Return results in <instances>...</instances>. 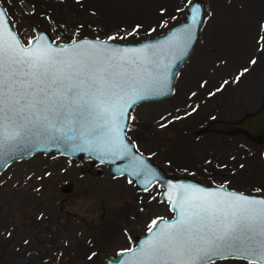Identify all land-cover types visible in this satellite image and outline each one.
Here are the masks:
<instances>
[{
    "label": "rangeland",
    "instance_id": "rangeland-1",
    "mask_svg": "<svg viewBox=\"0 0 264 264\" xmlns=\"http://www.w3.org/2000/svg\"><path fill=\"white\" fill-rule=\"evenodd\" d=\"M188 1L0 0L23 42L39 27L54 42L83 35L137 40L178 22ZM205 1L197 41L173 92L138 103L127 134L166 171L197 164L202 172L222 175L214 181L225 186L264 193V142L197 131L210 118L236 119L258 106L264 93V0ZM171 3L173 13L162 22L166 14L159 5ZM101 167L98 176L80 174L74 162L52 151L7 165L0 173V264H101L129 247L155 217L170 215L156 188L138 191ZM67 181L70 191L57 188ZM216 264L249 263L230 258Z\"/></svg>",
    "mask_w": 264,
    "mask_h": 264
},
{
    "label": "snow or ice",
    "instance_id": "snow-or-ice-1",
    "mask_svg": "<svg viewBox=\"0 0 264 264\" xmlns=\"http://www.w3.org/2000/svg\"><path fill=\"white\" fill-rule=\"evenodd\" d=\"M199 14L194 7V24ZM192 36L187 29L183 42ZM79 44L74 41L76 50L67 54L32 46L31 39L26 47L0 15V147L29 134L59 140L64 133L86 130V143L96 140L101 151L114 155L126 152L115 128L125 114L123 108L117 111L118 101L133 82L114 57L104 56L92 42L87 49ZM153 80L166 86L161 73ZM182 191L180 219L145 242L138 264H216L230 258L264 264V200L227 192L221 196L195 186ZM156 224L153 220L149 231Z\"/></svg>",
    "mask_w": 264,
    "mask_h": 264
},
{
    "label": "water",
    "instance_id": "water-1",
    "mask_svg": "<svg viewBox=\"0 0 264 264\" xmlns=\"http://www.w3.org/2000/svg\"><path fill=\"white\" fill-rule=\"evenodd\" d=\"M197 6L200 8V22L194 24L192 9ZM205 8V0H191V3L188 1L185 13L178 22L159 33L137 40H113L83 35L68 41L55 43L51 33L43 27L36 29L33 35L23 42L17 35L0 2V15L8 24V30L22 45L29 46L28 41L31 39L33 41L32 46H51L55 50L64 49L65 54H67L76 50L74 41L80 42L79 47L82 49H87L89 42H92L95 44V48L104 56H112L117 63L123 65L125 75L131 78L133 82L132 87L118 101L117 111H119V108H123L125 113L118 117L120 127L115 128L113 126L120 140L127 146L126 152H121L120 155L101 151L96 140H90L86 143V130L84 132L74 131L71 134L64 133L59 140L53 137L29 134L18 143L9 141L3 143V147H0V173L13 161L26 158L37 152L52 151L67 157L68 161L74 162V166L80 174L87 173L98 176L102 173L101 166L103 165L107 169L108 175L113 177L124 176L127 181H131L136 190H145L156 184L158 189L157 199L168 203L171 215L153 219L157 221V224L152 226L151 231H149V225L142 234H136L132 237L129 247L121 248L115 253L105 256L101 264H138V256L145 242L159 235L166 225L180 219V202L185 195L182 191L184 187L195 186L212 192H219L221 196L227 192L242 194L256 201L264 200V194L261 193L238 190L219 183H207L188 175L168 173L162 165L153 161L148 154L138 150L134 141L127 134L129 119L133 108L138 103L160 101L173 92L177 72L189 57L197 41L204 20ZM189 28L192 29L193 36L185 44L183 33ZM156 73H161L167 81L166 86L163 88L153 80ZM197 131L240 133L253 142H264V93L261 95L256 108L243 113L236 119L211 118L202 124ZM72 137L76 138L73 139ZM57 188L64 192L70 191L72 182L59 183ZM244 261L248 262L247 260ZM252 264H257V261L253 260Z\"/></svg>",
    "mask_w": 264,
    "mask_h": 264
},
{
    "label": "flooded vegetation",
    "instance_id": "flooded-vegetation-1",
    "mask_svg": "<svg viewBox=\"0 0 264 264\" xmlns=\"http://www.w3.org/2000/svg\"><path fill=\"white\" fill-rule=\"evenodd\" d=\"M264 15L261 17V20L263 19ZM260 102V101H259ZM214 118H217V117H214ZM211 119V118H210ZM209 120V119H208ZM205 123V122H204ZM203 123V124H204ZM202 125V124H201ZM200 125V126H201ZM199 126V127H200ZM209 132H214V131H209ZM216 133H221V132H216ZM224 134H227V133H224ZM235 134H238V133H235ZM240 134V133H239ZM180 160V159H179ZM183 165V164H182ZM184 166V165H183ZM183 166H179V165H175V167H177V169L175 170H171V171H166L168 173H173V174H183V175H188V176H191V177H195V178H198V179H201L207 183H219V182H216L214 181L213 176L215 175L214 174V171L213 169H208V171L210 172H202V167H198L199 165L197 164H193L192 166H189L188 169L184 168ZM215 177V176H214ZM216 178V177H215ZM219 184H222V183H219ZM152 188H156L157 192H156V198H157V193H158V189H157V186L156 184H153L151 186ZM150 187V188H151ZM229 187V186H227ZM148 188V189H150ZM230 188H233V187H230ZM236 189V188H235ZM240 190V189H238ZM138 191H146V190H138ZM258 193V192H257ZM261 194H264L262 192H260ZM160 201V200H159ZM163 204H165L168 208V203L164 202V201H161ZM169 210V209H168ZM170 211V210H169ZM171 212V211H170ZM171 215V213H170ZM169 215V216H170ZM165 217H168V216H165Z\"/></svg>",
    "mask_w": 264,
    "mask_h": 264
},
{
    "label": "trees",
    "instance_id": "trees-1",
    "mask_svg": "<svg viewBox=\"0 0 264 264\" xmlns=\"http://www.w3.org/2000/svg\"><path fill=\"white\" fill-rule=\"evenodd\" d=\"M35 1H37V0H35ZM79 1H80V0H79ZM172 4H173V3H171V4H169V5H166V4L159 5V10L161 11V14H163V13H164L163 15L166 14V16L163 17L162 22H165V19L169 18V16L173 13V7H172ZM165 6H166V7H165ZM161 14H160V16H158L159 18L162 16ZM116 22H117V21H116ZM162 22H161V23H162ZM172 24H173V22H168V23H166V26H170V25H172ZM156 31H157V30H155V31H153V32L155 33ZM59 34H60V32L55 31L54 34H53V38L56 39L57 36H59ZM115 39H116V38H115ZM132 140H133V141H136L133 137H132ZM254 157H255V156H254ZM254 157H253V158H254ZM256 162L258 163L259 161L257 160ZM256 167H259V168H260V167H262V165H258V166H256ZM214 176H215L216 178H215ZM214 176H213V178H212V179H214V180H216V179L218 180V178H222V177H223L222 175H221V176H218V175H216V174H215ZM247 187L251 188V184L248 183V184H247ZM258 189H261V188H258ZM64 261L66 262V260H64ZM64 261L61 262V264H65ZM91 264H93V263H91Z\"/></svg>",
    "mask_w": 264,
    "mask_h": 264
}]
</instances>
